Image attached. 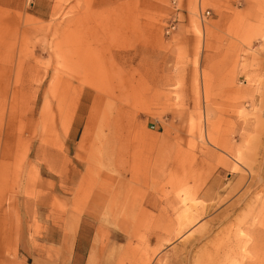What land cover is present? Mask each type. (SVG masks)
I'll return each mask as SVG.
<instances>
[{
	"label": "rangeland",
	"instance_id": "374dc122",
	"mask_svg": "<svg viewBox=\"0 0 264 264\" xmlns=\"http://www.w3.org/2000/svg\"><path fill=\"white\" fill-rule=\"evenodd\" d=\"M46 1L0 0V264H264V0Z\"/></svg>",
	"mask_w": 264,
	"mask_h": 264
},
{
	"label": "crops",
	"instance_id": "0c3cea01",
	"mask_svg": "<svg viewBox=\"0 0 264 264\" xmlns=\"http://www.w3.org/2000/svg\"><path fill=\"white\" fill-rule=\"evenodd\" d=\"M31 8L34 10V15L37 17H41L43 13L50 12V2L46 0H28ZM44 7H47L46 11H44Z\"/></svg>",
	"mask_w": 264,
	"mask_h": 264
}]
</instances>
